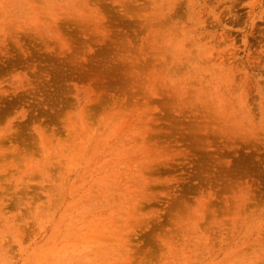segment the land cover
I'll list each match as a JSON object with an SVG mask.
<instances>
[{"label": "rangeland", "instance_id": "rangeland-1", "mask_svg": "<svg viewBox=\"0 0 264 264\" xmlns=\"http://www.w3.org/2000/svg\"><path fill=\"white\" fill-rule=\"evenodd\" d=\"M0 264H264V0H0Z\"/></svg>", "mask_w": 264, "mask_h": 264}]
</instances>
